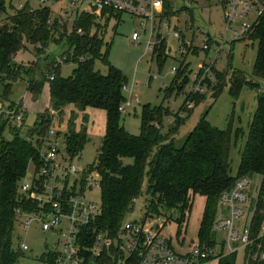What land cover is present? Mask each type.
<instances>
[{"label": "trees", "instance_id": "1", "mask_svg": "<svg viewBox=\"0 0 264 264\" xmlns=\"http://www.w3.org/2000/svg\"><path fill=\"white\" fill-rule=\"evenodd\" d=\"M0 3V9L5 12L4 2ZM185 9L189 11L186 6L176 9L174 0H166L165 16H179ZM50 12L49 5L36 9L25 5L7 20L0 21V104L3 106L0 111V264H19L23 255L13 246L15 224L19 222L16 209L21 207L31 211L36 205L26 201L18 191L26 176L38 171L42 165L41 144L32 138L48 134L52 124L49 112L45 111L37 114L34 128H30L31 133L24 131L29 125V112L14 97L15 83L22 79H26L27 90L36 98L48 82L50 104L55 110L61 111L67 105H74L79 110L94 107L107 112L106 134L97 150L95 163L103 192L102 214L98 220L100 227L109 229L114 236L128 221L144 222L161 215L171 221L173 216H168L166 210L179 212L173 220L182 227L192 210L195 196L201 195L206 198V207L198 230L199 244L216 246L213 226L221 194L230 189L239 177L249 174L262 177L264 192V94L257 95V107L249 130L244 134L246 142L235 176L232 174L230 152L233 137L237 140L241 132L233 129L234 116L226 129H219L210 124L205 113L186 136H181V128L191 117L192 108L185 107L181 111L184 115L181 112L173 115L163 104H147L142 110L141 133L135 135L125 129L120 108L127 100L124 87L128 78L108 61L107 56L103 58L108 66L107 72L95 68L96 59L102 57L103 42L98 33L107 27L110 20L119 19V14L112 12L101 22L94 14L82 13L73 21L75 27L70 36L63 34L55 42L51 26L55 28L56 25L51 23ZM92 27H96L97 34H91ZM80 29L83 34L78 32ZM182 37L184 40L188 36L182 33ZM65 39L69 44L60 56L54 53L48 57L42 55L52 42L59 45ZM254 39L259 42V48L252 77L233 66L229 53L231 59L228 55L227 67L220 71L214 66V81L209 79L205 83L206 88L212 91L211 97L217 98L225 87H229L230 94L237 99L244 87L257 88L260 85L258 80L264 79V19L256 27ZM26 43L35 47L38 56L29 64L16 60V55ZM198 51L194 48V53L198 54ZM154 55L160 64L165 61L163 48H158ZM62 58H65L63 62L60 61ZM71 61L77 66L70 76H62L61 65ZM182 62L179 72L165 90V99L170 97L176 86L181 90L183 86L190 85V62ZM188 96L196 106L204 100L203 93L188 92ZM18 114H22L19 125L15 119ZM72 127L71 123L68 131L57 132L59 153L66 162H73L76 156H80L89 140L84 131L77 132ZM93 168L94 164L88 165L82 171L83 180ZM144 195L146 215L127 221L136 201ZM80 243L82 264H140L137 254L126 255L119 247L111 246L93 253L90 250L92 238H82ZM256 244L244 250L245 264H257L251 257L258 250ZM260 248L264 250V243ZM47 252L41 259L56 264V251L48 248ZM238 252L223 255L218 264H235Z\"/></svg>", "mask_w": 264, "mask_h": 264}, {"label": "built area", "instance_id": "2", "mask_svg": "<svg viewBox=\"0 0 264 264\" xmlns=\"http://www.w3.org/2000/svg\"><path fill=\"white\" fill-rule=\"evenodd\" d=\"M51 0H39L41 5L50 3ZM60 1V0H59ZM77 12L65 9L68 17L78 16L80 4L84 0H65ZM224 6L225 30L221 38L211 34L203 41L200 51L212 52L213 57L202 61V67L191 74L194 77L190 83L189 93H203L208 91L206 81L214 79L213 67L217 63V56L225 48L228 37L233 41H257L254 39L256 27L264 19V0H221ZM87 6L82 13L97 16L104 22L106 15L112 12L120 15L115 18L116 26L123 23V17L134 20L136 25L131 34L135 45H143L146 52H155L163 48L166 57L176 60L171 68V74L177 75L183 60L189 63V55L196 48L188 37L183 40L182 33L187 31V23H182L180 15L165 16L166 0H87ZM76 16V17H77ZM83 34V30H78ZM168 39H173L175 45L169 44ZM199 54V51H198ZM65 58L60 59L61 62ZM201 73V69L204 68ZM51 79L53 77L51 76ZM264 81V79H261ZM132 87H124L130 97L121 106L125 111L132 106ZM258 94H264V87H257ZM137 100V99H136ZM193 101L187 100L186 107L193 108ZM0 104V111H2ZM184 115V112H181ZM52 118V117H51ZM19 125L22 114L16 116ZM26 129V128H25ZM25 131V130H24ZM56 127L52 124L48 134L35 136L33 141L40 143L39 153L42 161L38 171L30 172L19 187L18 193L30 204L36 205L35 209L28 211L21 207L16 209L18 221L25 229L38 225L43 231L54 234L58 239L55 248L58 264H82L80 255L82 238H92L93 245L90 250L99 253L111 246L119 247L127 255L137 254L140 264H210L213 260L223 255L247 250L248 247L258 244V250L252 254V259L257 264H264V250L260 247L264 243V192L263 180L259 184L254 182L259 174H249L239 177L234 185L225 190L219 199L221 215L215 218L214 230L225 233L221 250L216 251V246L195 244L187 253H177L172 247L169 237L163 233L164 225L155 224L150 220L128 221L111 235L109 229L99 226L98 220L102 214V205L90 202L83 194L85 188L92 189L100 185L93 173H88L82 179V171L74 162H66L59 153V140H57ZM26 132V131H25ZM84 183V184H83ZM256 244V245H257ZM24 250L29 249L27 244H22Z\"/></svg>", "mask_w": 264, "mask_h": 264}, {"label": "rangeland", "instance_id": "3", "mask_svg": "<svg viewBox=\"0 0 264 264\" xmlns=\"http://www.w3.org/2000/svg\"><path fill=\"white\" fill-rule=\"evenodd\" d=\"M1 1L4 2L6 10L3 12L0 9V21H4V19L7 20L8 16L15 14L17 10L21 8L19 6L20 4L27 2V0H0V2ZM86 1L87 0H84L83 6L80 4V14H82L87 6ZM49 2L50 3H47L46 5H49L51 8V23L53 26L56 25L54 26L56 29L51 26L52 31L55 32V36L52 37V39L56 42L64 35L67 37L75 27L73 26V21L76 19V13L73 14V17H68V14L65 13L67 12L65 9H69V12H72V10L77 12V8H72L65 0H51ZM174 2L176 9H180L183 6L189 8V11L185 9L181 11L179 15L182 20L181 24L185 22L187 23V31L184 30L183 34L188 36L189 41L193 42L196 48H200L203 41L210 34L219 38L223 36L226 24L224 19V6L222 5L221 0H174ZM39 4L41 5L39 0L30 1L31 7H37ZM123 21V23L117 25V28H114V26H116V20L112 19L107 27L98 33L99 38L103 42L101 46L102 57L96 59L95 68L96 70L106 73L108 66L103 58L107 56L108 61L120 68L127 76V85L130 88H134V95L138 97V100L134 97L132 106L127 107L126 110L122 112V123L127 131L132 134L139 135L142 128V110L144 105L150 104L156 106L163 104L168 107L171 114L174 115L177 112L180 113L186 107V103H184L185 100H191V96H188L190 85L185 87L183 86L181 90H179V88L175 85L176 88L172 90V92L170 89V97H167L165 100L164 92L173 79L170 70L172 66L175 65V60L170 58L160 64L157 56L153 58V52H146L143 45L137 46L132 44L130 36L136 23L127 16L123 17ZM91 34H97L96 27H92ZM168 43L171 44L172 40L168 39ZM68 44L69 42L67 43L66 39L65 42L64 40H61L59 45L52 42L43 50L42 55L48 57L54 53L55 55L60 56L67 48ZM258 48V41H233L230 37H228L227 45L220 52L219 56H217L218 60L215 68L221 71L227 67L229 63L228 55L231 53L232 59L230 55L229 57L233 66L245 71L251 78L258 54ZM198 55V58L194 55L190 56L191 63L189 64V68H193L195 71L202 67L201 62L206 59V56L209 59L213 57L212 52L207 53L200 50ZM36 56L37 53L35 47L26 43L25 48L17 54V60L27 64L28 62H33ZM76 66L77 64L74 61L63 63L60 68L61 75L65 77L70 76ZM189 79L190 83L193 84L194 77L192 74L189 75ZM26 83V79L18 80L15 83V101L19 99V96L23 94L24 91H27ZM258 83L264 87V81L258 80ZM28 93L31 94L33 100L37 99L34 97L33 93L30 91ZM124 94L128 100L130 97L129 92L124 91ZM211 94L212 91L208 90L204 94L203 102L199 104L197 108H195L196 105L193 104L194 106L192 110L194 111L191 118L188 120L186 126L181 128L180 134L181 136H186L205 113L206 119L210 122V124L219 129H226L229 126L231 117L234 116L233 129L234 131L239 130L241 132V137L239 136L237 140H234L233 137L230 152L232 174L237 176L238 166L241 159V151L246 142L244 134L246 135L249 130V123L252 121L257 107V88L250 86L244 87L237 99L230 94L229 87H225L224 91L217 98L211 97ZM46 101L48 100L46 99ZM19 102H22V100H19ZM41 104L45 106L46 102H41ZM35 113L36 112L33 110L29 112L28 127H30L29 129H27L28 127L25 129L28 133H31L30 128H34L33 126L35 124L33 123L37 116ZM173 118L174 116H172V120ZM72 128L74 129V127ZM100 144L101 137L89 136V140L80 156H76V158L73 159V162L79 167L80 171H83L88 167V165L94 164V168L91 172L89 171V173H93L95 179L98 181H101V177L96 171L95 163L97 150L99 149ZM254 182L259 184L261 182L260 176H256L254 178ZM145 188L146 181L144 183V190ZM83 194L87 201L102 205L103 192L100 185L92 189L85 188ZM205 207L206 198L201 195H196L193 200L192 210L182 227L179 222L173 220L179 216V212L175 210H166L168 216H173L171 221H168L165 215L155 216L153 217L154 219L150 220L151 218H149L148 220L155 222V224H158L159 222L162 226L165 222H167L165 224L166 227L163 229V233L172 238L175 246H178V239H180L179 247L187 250L192 248L193 245L199 243L198 230ZM145 215L144 195V197H141L136 201L134 211L127 216L126 220L141 219ZM220 215L221 210H218L216 217H219ZM224 238V232H216L217 252L221 250V244ZM57 239L58 238L54 234L43 231L36 224L31 226L29 229H25L21 226L20 222H16L13 235V246L15 250L20 251L23 254L20 258L19 264H52L49 263L50 261H43L41 258L44 254L48 253V248L55 251V248L58 246V244H56ZM22 244H27L29 249L22 250L20 248ZM56 264L58 263L56 262ZM210 264H218V259L213 260ZM235 264H245L244 250H240L237 253Z\"/></svg>", "mask_w": 264, "mask_h": 264}, {"label": "crops", "instance_id": "4", "mask_svg": "<svg viewBox=\"0 0 264 264\" xmlns=\"http://www.w3.org/2000/svg\"><path fill=\"white\" fill-rule=\"evenodd\" d=\"M30 1L31 0H27V2L22 3L19 6L21 8L24 7L25 5L30 6ZM40 6L41 5L39 4L37 7H32V8L36 9V8H39ZM5 10H6V8H5ZM114 28H117V26H114ZM130 40H131V36H130ZM171 40H172V43L171 44L172 45H175L173 39H171ZM131 42L133 44V41L132 40H131ZM137 46H139V45H137ZM190 56L191 55H189L187 57V60L191 63ZM194 56H196L197 58L199 57L198 54L197 55H194ZM37 57L38 56L35 57V60L38 59ZM154 57H156V56L153 53V58ZM170 58L171 57H166L165 58V61H167ZM16 60H17V55H16ZM29 63L30 62H28L27 64H29ZM171 75L173 76V79H174L175 76L173 74H171ZM173 79H172V81H173ZM172 81H171V83H172ZM133 89H132V92H133L132 93V95H133L132 96V102H133V98L134 97H135V99L138 100V97L134 95V90ZM28 92H29L28 90L27 91H24L23 94H21L19 96V99L17 100V101L22 100V103H23L24 107L26 108V110L28 112H30L31 110H33V111L36 112L35 114H39V113H43V112L47 111V112H49L50 116L52 117V125L54 127H56L58 130L63 131V132L68 131L69 130V126L72 123V125H74V129L77 132L84 131L88 136L101 137V141H102L103 137L106 134V127H107V112L105 110L100 109V108H94V107H87L84 110H79L74 105H67L61 111L55 110V109H53L51 107V104H50V102H51V98H50V85H49L48 82L45 84L42 93L39 95V97L36 100H33L31 94L28 93ZM164 94H165V92H164ZM46 99L48 101H46ZM41 102H46L45 106H43L41 104ZM156 106H158V105H156ZM198 106H196L195 108H197ZM193 111H192V113H193ZM35 121H36V118H35L34 122ZM71 121H73L74 123L71 122ZM187 122L185 123L184 126H186ZM27 129H29V127ZM169 241H170L172 247L174 248V250L177 253H181V254L187 253L191 249V248H189L187 250H184V249L180 248L179 247V245H180V243H179L180 239H178V246L177 245L175 246L173 244V240H172L171 237H169Z\"/></svg>", "mask_w": 264, "mask_h": 264}]
</instances>
